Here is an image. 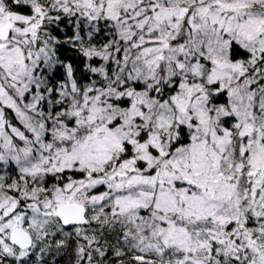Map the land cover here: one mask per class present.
Segmentation results:
<instances>
[{
	"label": "snow or ice",
	"instance_id": "6c2138e0",
	"mask_svg": "<svg viewBox=\"0 0 264 264\" xmlns=\"http://www.w3.org/2000/svg\"><path fill=\"white\" fill-rule=\"evenodd\" d=\"M0 264H264V0H0Z\"/></svg>",
	"mask_w": 264,
	"mask_h": 264
}]
</instances>
